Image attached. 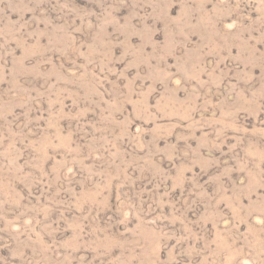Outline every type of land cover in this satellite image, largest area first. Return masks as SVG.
Returning <instances> with one entry per match:
<instances>
[{
    "label": "rangeland",
    "instance_id": "1",
    "mask_svg": "<svg viewBox=\"0 0 264 264\" xmlns=\"http://www.w3.org/2000/svg\"><path fill=\"white\" fill-rule=\"evenodd\" d=\"M0 264H264V0H0Z\"/></svg>",
    "mask_w": 264,
    "mask_h": 264
}]
</instances>
